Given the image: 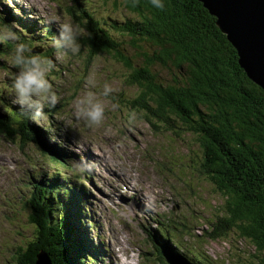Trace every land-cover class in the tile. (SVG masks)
I'll return each mask as SVG.
<instances>
[{
	"label": "rangeland",
	"instance_id": "rangeland-1",
	"mask_svg": "<svg viewBox=\"0 0 264 264\" xmlns=\"http://www.w3.org/2000/svg\"><path fill=\"white\" fill-rule=\"evenodd\" d=\"M82 1L95 16L107 17V23L109 17L129 16L123 7L118 9L108 0ZM79 5L74 0H0V22L19 29L12 24L13 15L6 18V9L20 15L22 23L32 24L35 19L34 29L27 33L38 42L32 50L39 55L48 49L53 52V68L47 78L58 96L53 108L57 110L34 126L45 132L46 142L66 146L68 162L81 169L76 172L79 176L69 165L59 171L84 192L85 233L92 249L98 247L104 255L96 256L94 264H112L110 251L118 254L113 264H159L147 235L163 223L186 253L196 247L210 264H264L260 261L264 252L259 254L248 239L240 238L236 228L214 234L217 217L225 215V198L202 172L197 136L167 131L156 119L144 117L143 111L128 108L126 100L135 97L137 88L126 83L128 68L111 55L101 53L88 59L82 45L74 56L62 54L50 45L51 40L41 41L42 22L51 24L48 21L54 19L51 28L55 33L61 23L77 24L70 11L78 15L82 10ZM13 68L10 59L0 66V85L6 87L0 104L3 113L9 105L19 108L8 93L17 71ZM161 74L166 77L165 72ZM89 78L93 83H88ZM105 84L113 89L107 95L103 94ZM88 92L104 105L99 125H89L76 116V101ZM14 139L0 133V264H11L17 248L25 253L33 238L25 184L48 178L40 148L31 141L21 144ZM78 177L85 181L80 183ZM59 196L63 200L62 194ZM88 220L93 224L85 223Z\"/></svg>",
	"mask_w": 264,
	"mask_h": 264
},
{
	"label": "trees",
	"instance_id": "trees-1",
	"mask_svg": "<svg viewBox=\"0 0 264 264\" xmlns=\"http://www.w3.org/2000/svg\"><path fill=\"white\" fill-rule=\"evenodd\" d=\"M74 1L82 10L78 15L70 13L86 30L80 43L87 58L107 54L128 68L125 81L137 88L135 97L126 100L128 108L143 111L144 117L156 119L167 131L197 136L202 172L225 198V215L213 225L214 234L236 228L240 238L248 239L259 254L263 253L264 90L239 66L236 49L217 27L216 18L198 0H163L162 10L153 8L149 0H108L118 9L123 7L129 16L109 17L107 23V17L87 10L84 1ZM46 27L41 41L56 34ZM16 31L19 42L31 49L37 46V40L27 34L31 32L27 25L20 24ZM13 47L11 43L0 44V66L10 59ZM51 53L48 49L37 55L51 59ZM5 88L0 85L2 102ZM2 132L21 144H39L41 152L57 166L67 160L66 153L56 149L57 144L44 142V132L35 128L26 112L14 106L9 105L5 113L0 108ZM56 180L37 182L32 191L28 188L26 203L28 221L34 225L33 238L25 253L21 248L14 250L11 264H34L41 251L51 264H82L79 255L87 249L83 237L80 240L77 221L82 220L84 208L82 203L74 206L69 201L70 197L82 198ZM56 191L70 196L62 201ZM160 246L165 253L162 264H207L200 254L180 257L166 239ZM260 261L264 263V259Z\"/></svg>",
	"mask_w": 264,
	"mask_h": 264
},
{
	"label": "clouds",
	"instance_id": "clouds-1",
	"mask_svg": "<svg viewBox=\"0 0 264 264\" xmlns=\"http://www.w3.org/2000/svg\"><path fill=\"white\" fill-rule=\"evenodd\" d=\"M149 3L157 10L164 8L163 0H149ZM48 23L54 24L56 21L53 19ZM85 35L86 30L79 24L61 23L50 45L62 54L74 56L79 53L80 41L85 38ZM20 39L14 25L0 22V44L14 45L8 55L12 66L17 69L8 93L14 96L12 103L19 105V111H25L32 122L39 124L47 120L45 108H53L58 102V96L47 78L53 63L46 57L34 54L27 44L19 42ZM88 83H93L91 78ZM112 90L108 84H105L103 94L107 95ZM2 103L0 101V104ZM104 113L103 103L91 92L76 101L77 118H83L89 125H99L104 118Z\"/></svg>",
	"mask_w": 264,
	"mask_h": 264
},
{
	"label": "water",
	"instance_id": "water-1",
	"mask_svg": "<svg viewBox=\"0 0 264 264\" xmlns=\"http://www.w3.org/2000/svg\"><path fill=\"white\" fill-rule=\"evenodd\" d=\"M236 49L239 66L264 90V0H198ZM34 264H51L39 252Z\"/></svg>",
	"mask_w": 264,
	"mask_h": 264
},
{
	"label": "bare ground",
	"instance_id": "bare-ground-1",
	"mask_svg": "<svg viewBox=\"0 0 264 264\" xmlns=\"http://www.w3.org/2000/svg\"><path fill=\"white\" fill-rule=\"evenodd\" d=\"M58 146H59V145H58ZM40 147H41V146H40ZM65 148H66V149H65L64 152H65L67 155L64 154V156H68V155H69V154H68V151H67L68 148H67L66 146H65ZM124 150H125V149H124ZM127 150H128V149H127ZM129 152H130V151H129ZM127 153H128V152H127ZM129 154H130V153H129ZM89 155H90V154H89ZM66 159H67V158H66ZM112 159H114V158H112ZM115 162H116V161H115ZM115 162H114V163H115ZM54 163H56V162H54ZM56 164H57V163H56ZM136 164H137V163H136ZM36 166H37V165H36ZM33 169H34V168H33ZM63 169H64V168H63ZM45 172H46V171H45ZM81 193H84V192H81ZM80 197H81V196H80ZM82 206H84L83 203H82ZM137 208H138V210H139V206H137ZM82 211H83V209H82ZM29 212H30V211H29ZM84 214H86V213L83 212V213L81 214V216H82V220L84 219V217H83ZM146 217H147V216H146ZM102 246H103V245H102ZM97 249H98V247H96V248L94 247V250H95L94 253H95V255L92 254V259L94 260V262H95V260H96V256H98L99 259L102 258V257L104 256L103 253H102V252H98ZM102 249L105 250L104 246H103ZM110 256H111V262H110V263L113 264L114 260L118 257V254H117V252L110 251Z\"/></svg>",
	"mask_w": 264,
	"mask_h": 264
}]
</instances>
